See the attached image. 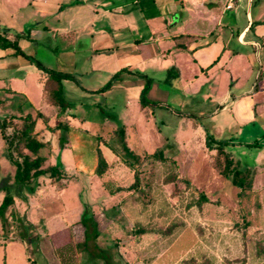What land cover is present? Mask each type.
<instances>
[{
	"label": "rangeland",
	"instance_id": "374dc122",
	"mask_svg": "<svg viewBox=\"0 0 264 264\" xmlns=\"http://www.w3.org/2000/svg\"><path fill=\"white\" fill-rule=\"evenodd\" d=\"M54 44L52 50L45 42L32 40L27 47L18 46V54H29L26 58L36 66L40 63L41 71L55 72L64 48L60 40ZM72 47L77 60L88 52L84 44ZM14 67L11 64L2 73L6 77L0 75L1 82L9 84L7 73ZM70 72L76 82H84L78 68ZM121 72L112 74L94 93L81 95L78 89L64 95L79 106V126L96 136L91 143L79 136L80 142L74 144L82 171L72 155L44 160L43 167L52 163L64 172L69 186L62 199H55L59 193L54 188L45 187L40 200L44 205L19 206L16 199L29 200L40 183L38 179L28 186L14 183L15 167L0 130V204L8 191L15 197L0 217L2 242L14 240L12 245L0 246V264H5L7 254L9 264H25L22 242H27V264H105L103 254L94 256L78 246L84 240L81 221L87 210L98 223L96 242L113 264H264V112L251 118L248 101L242 99L233 116L228 112L232 100L226 104L228 111L217 115L212 99L182 91L170 72L161 79L145 76L136 95L135 89L116 86L136 80L118 79ZM240 82L245 88L257 81L243 76ZM222 88L215 92L217 98ZM22 99L14 97L18 102ZM4 107L0 106V120L10 113ZM122 126L139 160L124 149ZM209 133L229 141L227 149L239 159L248 188L234 185L213 166L206 144ZM158 148L164 149V159L149 156ZM99 150L108 162L102 175L95 173ZM26 152L42 157L41 151ZM136 179L138 188H128ZM203 194L206 200L201 199ZM41 242L48 263L39 250Z\"/></svg>",
	"mask_w": 264,
	"mask_h": 264
},
{
	"label": "crops",
	"instance_id": "0c3cea01",
	"mask_svg": "<svg viewBox=\"0 0 264 264\" xmlns=\"http://www.w3.org/2000/svg\"><path fill=\"white\" fill-rule=\"evenodd\" d=\"M0 31L20 47L34 40L54 50V42L60 40L64 49L59 51L62 61L58 71L72 74L74 67L84 77V82L63 78L64 95L78 89L83 91L81 95L94 93L119 70L118 79L136 80L116 86L135 89L139 95L145 76L161 79L170 72L182 91L212 99L217 115L227 112L226 104L232 100L228 112L233 116L242 99L248 101L251 118L258 111L264 112V0H0ZM78 42L88 52L77 60L76 51L70 50ZM18 53L13 47H0V75L11 64L15 66L12 73H7L9 84L0 78V106L10 111L3 117L33 115L37 138L49 146L39 150L45 162L58 154L72 155L82 171L84 166L78 163L80 156L74 153V144L80 142L79 136L91 143L96 134L84 132L79 126L82 119L75 101L67 100L62 109L46 99L48 74L26 58L29 54ZM243 76L257 82L244 88L240 82ZM221 85L225 89L217 98L215 92ZM16 95L23 98L22 102L14 100ZM60 122L63 126L56 127ZM109 151L114 157L113 150ZM49 165L56 164L45 166ZM42 176L38 178L40 187L29 200L16 199L19 206L44 205L40 200L45 197V187L54 188L59 193L55 199H62L69 186L66 177L58 187L50 177ZM2 238L0 246L14 244V240L2 242ZM21 245L27 264V242ZM39 250L48 263L43 242ZM8 262L7 254L5 264Z\"/></svg>",
	"mask_w": 264,
	"mask_h": 264
},
{
	"label": "trees",
	"instance_id": "16d2710c",
	"mask_svg": "<svg viewBox=\"0 0 264 264\" xmlns=\"http://www.w3.org/2000/svg\"><path fill=\"white\" fill-rule=\"evenodd\" d=\"M253 22L251 29L254 28ZM0 31V46L5 48L14 46L17 52H21L18 45L5 38ZM41 68L40 63L37 64ZM44 72V71H43ZM48 74V78L44 83V93L46 99L54 105L60 108H66V100L63 92V78L70 77L67 73H60L59 71L45 72ZM36 125V118L27 114L25 116L9 115L0 120V130L3 138L7 143L10 160L15 167L14 171V183L28 186L33 180L38 179L41 175L48 174L51 178V183L58 187L63 186V178H65L63 170L57 165H49L43 167L44 158L37 155L32 157L31 153H37L44 143L40 141L34 130ZM62 122L58 123L56 127H62ZM66 128H68L66 126ZM122 135V143L124 149L132 155L135 160L140 159V155L136 154L126 142L125 127L120 128ZM207 148L212 151L211 159L213 166L226 178L231 179L232 183L242 188H248L250 184H246L243 180V168L240 166L239 159H236L233 153L227 149L229 141L215 137L213 134L207 136ZM150 157L164 159L165 153L163 148H158L155 152L149 154ZM108 168V162L103 153L98 151V162L95 168V173L102 175ZM128 188H138V180L136 179ZM122 189L121 187L117 188ZM31 192L34 191V187L30 186ZM14 195L8 191L0 204V217H4L7 208L14 202ZM201 199L206 200L207 196L202 195ZM82 219V223L85 227L84 240L78 243V246L89 251L91 255H104L106 257L105 264H113L108 254L97 244L96 239L99 236V228L97 220L91 210H87Z\"/></svg>",
	"mask_w": 264,
	"mask_h": 264
}]
</instances>
